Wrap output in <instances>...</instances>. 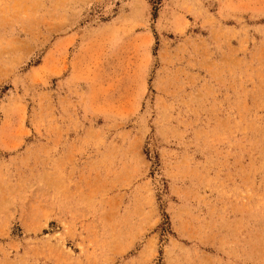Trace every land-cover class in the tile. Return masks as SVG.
I'll return each mask as SVG.
<instances>
[{"label": "rangeland", "instance_id": "1", "mask_svg": "<svg viewBox=\"0 0 264 264\" xmlns=\"http://www.w3.org/2000/svg\"><path fill=\"white\" fill-rule=\"evenodd\" d=\"M0 264H264V0H0Z\"/></svg>", "mask_w": 264, "mask_h": 264}]
</instances>
